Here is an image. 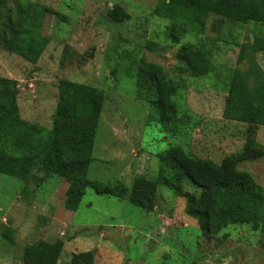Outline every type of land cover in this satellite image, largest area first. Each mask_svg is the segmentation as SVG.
I'll list each match as a JSON object with an SVG mask.
<instances>
[{
    "label": "rangeland",
    "instance_id": "1",
    "mask_svg": "<svg viewBox=\"0 0 264 264\" xmlns=\"http://www.w3.org/2000/svg\"><path fill=\"white\" fill-rule=\"evenodd\" d=\"M161 1L5 0L10 10H28L31 3L50 10L39 29L50 41L36 63L0 45V80L17 83L23 120L53 128L61 80L88 84L104 94L90 179L127 187L139 176L174 179L161 159L172 146L217 163L241 152L248 136L264 146V125L223 119L235 69L248 75L252 87L264 80V0H231L258 17L239 23L210 14L179 43L169 37L173 20L154 13ZM186 42L209 49L208 74L193 77L183 69L177 51ZM144 62L160 64L169 77L183 80L172 129L161 125L149 104L137 98L136 77ZM8 89L13 91L10 85ZM238 167L264 187V156ZM31 176L25 180L0 173V264H23L29 245L54 244L71 236L62 234L70 184L38 166ZM183 190L200 193L187 180ZM175 192L159 184L156 209L148 212L88 188L78 209L70 211L72 228L104 231L99 249H93L94 264H264L260 229L243 223L207 233L197 217L186 213V199ZM223 193L218 191L220 199ZM100 231L89 234L93 239L102 236ZM81 243L69 244L61 258L67 259L75 246L72 251L79 252L97 242Z\"/></svg>",
    "mask_w": 264,
    "mask_h": 264
},
{
    "label": "trees",
    "instance_id": "2",
    "mask_svg": "<svg viewBox=\"0 0 264 264\" xmlns=\"http://www.w3.org/2000/svg\"><path fill=\"white\" fill-rule=\"evenodd\" d=\"M4 4L5 0H0V45L36 63L50 41L39 31L50 10L34 3L28 10L24 7L10 10ZM154 13L173 20L167 29L170 39L176 43L187 31L200 27L199 21L210 14L239 23L258 17L231 0H162ZM110 15L115 17V10ZM177 59L193 77L206 75L212 69L210 51L205 45L183 43L177 51ZM182 83L181 78L169 77L160 64L144 62L138 69L137 98L146 101L161 125L168 129L178 120ZM8 85L13 91H9ZM16 86L15 81L0 80V173L32 180L34 167L38 166L48 174L64 177L70 184L66 200L69 210L78 208L86 189L90 188L97 194L128 198L134 205L152 212L158 186L163 184L186 199V213L197 217L207 233L243 223H251L264 233V187L250 172L238 167L244 160L264 156V146L252 137H247L241 152L232 153L220 163L189 153L180 146L168 148L161 159L173 171L177 185L165 175L158 176L157 180L136 177L131 188L120 182L102 183L90 179L88 173L104 94L88 84L61 80L53 128L47 129L19 116ZM223 119L249 126L264 125V80L252 87L248 75L235 69ZM186 180L200 193L184 191ZM219 190L224 192L222 199ZM62 250L61 240L48 245L34 243L24 251L23 264H57ZM94 263L95 250L79 252L71 258V264Z\"/></svg>",
    "mask_w": 264,
    "mask_h": 264
},
{
    "label": "crops",
    "instance_id": "3",
    "mask_svg": "<svg viewBox=\"0 0 264 264\" xmlns=\"http://www.w3.org/2000/svg\"><path fill=\"white\" fill-rule=\"evenodd\" d=\"M259 135V134H258ZM89 171H90V169H89ZM89 174V173H88ZM88 177H89V175H88ZM93 180V179H92ZM97 181V180H96ZM133 182H134V180H133ZM132 185H133V183H132ZM132 187V186H131ZM131 187H129V188H131ZM87 190V189H86ZM100 195H105V194H100ZM108 196H111V195H108ZM84 197V196H83ZM83 197H82V199H83ZM114 197H116V196H114ZM117 198H119V197H117ZM121 199H125V200H127V201H129L130 202V200L128 199V198H121ZM82 201V200H81ZM131 203V202H130ZM80 204H81V202H80ZM80 204H79V206H80ZM78 206V207H79ZM78 209V208H77ZM76 209V210H77ZM156 209V208H155ZM70 211H74V210H68V212L66 213V216H67V220L66 221H62L65 225H66V229H65V231H62V234H64V233H67L68 235H71L70 237L69 236H67V240H63V250H65L66 248H67V246L69 245V244H76V243H80V244H82L81 242L83 241V240H96V242L97 243H93V245H88L87 246V248H88V250H84V251H79V252H86V251H92L93 249H99V244H100V241H101V239L103 238V235L105 234L104 233V231H100V229H98V230H96V231H92L91 230V232L92 233H95V232H99L100 231V234H102V236H100V237H98V236H96L95 234V236L93 237V239H92V235H90L89 233H91L90 231H88V230H79V231H76L74 228H72L73 227V224H72V218H73V212L71 213ZM72 229V230H71ZM87 229H89V228H87ZM84 231H86V233L84 232ZM84 238V239H83ZM84 244H87V242H83V245ZM94 244H96L95 246H94ZM73 248V247H72ZM75 248H76V246H75ZM75 248H73V249H75ZM73 249H71V250H69L68 252H69V256L67 257V259H68V263H67V259H65V258H61V255H62V252H63V250H62V252H61V255H60V258L58 259V263L57 264H71V258H72V256H73V254H76V253H79V252H74V251H72ZM70 255H71V257H70ZM95 256H96V254H95Z\"/></svg>",
    "mask_w": 264,
    "mask_h": 264
}]
</instances>
